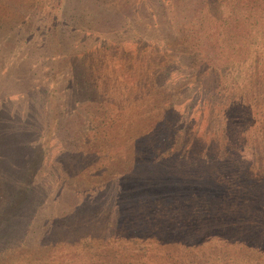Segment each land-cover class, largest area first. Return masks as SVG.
Masks as SVG:
<instances>
[{"label":"rangeland","instance_id":"rangeland-1","mask_svg":"<svg viewBox=\"0 0 264 264\" xmlns=\"http://www.w3.org/2000/svg\"><path fill=\"white\" fill-rule=\"evenodd\" d=\"M83 1L85 9L75 8L76 0H0V264H66L68 241L85 234L129 238L174 227L192 237L202 221L218 224L221 235L254 239L243 227L251 222L248 215L258 213L264 193L248 191L255 169L244 158L250 156L243 146L245 104L225 108V99L212 96L210 88L219 78L240 80L245 94L253 91L264 101V0H166L156 10L129 0L106 6L104 0ZM183 7L188 30L198 28L199 19L204 32H212L220 18L241 19L242 29L233 26L224 43L240 34L236 45L247 52L243 68L207 75L203 104L195 97L186 108L187 97H181L173 100L176 111L130 109L119 115L124 93L133 102L128 91L134 87L142 98L151 82L160 89L156 61L160 67L165 60L150 59L143 43L134 70L140 74L118 80L122 94L116 97L112 82L96 76L100 64L95 71L90 64L104 56L109 43L103 36L175 38L187 25ZM118 10L123 12L112 14ZM82 12L100 25L98 36L81 28ZM206 127L223 131L224 145L212 140L207 147L199 135L192 137ZM230 142L234 154L226 153Z\"/></svg>","mask_w":264,"mask_h":264},{"label":"trees","instance_id":"trees-1","mask_svg":"<svg viewBox=\"0 0 264 264\" xmlns=\"http://www.w3.org/2000/svg\"><path fill=\"white\" fill-rule=\"evenodd\" d=\"M166 0H129L125 3L129 5L140 4L141 6L145 4L147 7L152 9H158V4L163 5ZM120 0H104L103 6L108 5H118ZM167 3V2H166ZM218 3H221L218 1ZM242 4H248L247 1L241 2ZM257 2L255 1L254 4ZM81 4L82 9H85V2L83 0H76L77 5ZM153 5V6H151ZM248 6V5H247ZM161 7V6H160ZM136 10H138L136 8ZM183 11V12H182ZM186 9L180 11V16L187 25L180 31L176 37H181L182 45L179 44L178 38H170L168 35L159 36H149L148 34H142L137 37L133 35L131 37H126V33L123 35H116L113 39H106L103 36L102 40L109 43L105 46L103 51L104 56L101 61L93 62L90 64L93 70L96 71L97 78L104 77L106 82L111 81L114 85V89L117 90L116 97L121 92L118 91V85L116 82L126 83L132 75L140 73L134 71L138 64V59L142 56L143 50L141 45L146 44L145 50H148L150 59L157 55L164 59L165 63L160 64L157 62V72L159 74V88L155 89L153 83L151 82L145 93V98L138 95L137 89H132L130 92L133 95V102L127 99L126 93L124 97L126 99L125 104H121V108L117 107L118 113L127 111L130 112L134 110V113L138 114L144 109L160 108L163 112L176 111L173 108V100L181 97L186 98L185 107L188 105L192 106V101L195 97L202 101L206 99L209 86L207 85V78L210 73L213 76L220 75L223 70L229 69L230 71H235L237 69L243 68L244 60H246L245 51H243L242 43L241 46H237L236 43L239 41V33H234L233 37L229 38L228 42L227 35L233 26L236 29H242L241 19L236 23L226 20L225 18L219 19V25L212 32H204L202 26L203 21L199 19L198 28L190 26L192 29L188 30L189 24L186 15ZM122 10H118L116 13L120 15ZM83 13V12H82ZM178 19V11H176ZM84 15L87 16L86 12L83 13L82 21L80 22L81 28L89 29L99 35L96 30L100 25L92 24L88 19H85ZM56 18H60L55 16ZM88 17V16H87ZM175 17V16H174ZM120 18V16H119ZM171 18V17H170ZM205 20V19H204ZM175 21V20H174ZM119 26L123 21H119ZM125 23V22H124ZM126 24V23H125ZM79 26V23L77 24ZM153 24L151 27H154ZM177 26V24L175 25ZM194 29V30H193ZM193 30V31H192ZM184 31V32H183ZM135 35L136 32L134 31ZM160 34H162L160 32ZM192 34V41H187V38ZM217 34V40L214 39L212 35ZM142 38L144 41L142 42ZM211 38L213 40L211 41ZM115 39V40H114ZM204 40L205 42H201ZM140 42H142L140 44ZM106 43V44H107ZM112 43V44H111ZM129 43V46H125ZM209 48L213 50L212 54L209 52ZM145 56V55H143ZM95 63L100 64L96 68ZM114 67H118L116 71ZM150 72H153L151 70ZM160 69V70H159ZM134 71V72H133ZM152 77V76H151ZM217 77V76H216ZM153 78V77H152ZM222 78V77H221ZM96 79V78H95ZM97 81V80H96ZM217 86L210 88L213 91V95H220L225 99L224 103L221 104L225 108L231 107L232 110L236 109V103L243 102L244 112L246 116L245 121V132L243 133V146L245 150H249V154L252 157H244L250 163V168L255 169L254 176H249V192H259L264 193V122L259 121L261 115H264V108L258 107L259 104H264L259 102L255 98L253 91L246 93V90L242 89L243 81L234 79H216ZM241 82V83H240ZM97 84V83H96ZM94 84V85H96ZM221 85V87H219ZM255 87V91L259 88ZM113 89V90H114ZM248 94L256 99L255 103H251L247 98ZM160 98V99H159ZM173 98V99H172ZM159 99L160 105H156ZM205 102V101H204ZM203 104V101L200 103ZM117 105V103H115ZM127 106L129 107L127 109ZM247 106H254L257 108L255 112L245 110ZM237 108H239L237 106ZM254 108V109H255ZM261 109V112H260ZM229 110V109H227ZM224 111V108L222 109ZM179 113V111H177ZM122 117V116H120ZM123 118V117H122ZM217 122L220 124L222 120L216 117ZM154 121V120H152ZM179 122H184L185 119H177ZM187 121V120H186ZM128 123L130 122L127 121ZM125 118L121 121L120 125L125 124ZM151 124H155L152 122ZM256 125V126H255ZM255 126V128H251ZM185 132L186 126H181ZM197 133H193L192 137L199 135L202 142L207 147L210 146L212 140H218V142L224 145L225 138L223 136V131L218 133V130L206 127L204 131L196 130ZM240 133V131H238ZM238 146L239 142L236 143ZM231 142L226 149V153L231 149ZM244 156V155H240ZM220 159L222 157L220 156ZM254 166V168H253ZM249 168V167H248ZM240 178L238 179V181ZM255 209V208H254ZM252 209V210H254ZM257 214L248 215L251 222L243 227L245 234H249L250 237L254 239L249 240L246 237H234V236H224L218 232V224L215 222L205 224V221L196 225V235H192L195 239L190 237V233L184 229L180 231H186V233H178V231L173 229L160 233V237L155 234L154 229L147 230L152 235H144L140 237H122V236H109L107 233L93 235L85 234L83 235V240L77 241V239L71 242V250L67 245V259L66 264H264V198L261 202V206L258 208ZM217 221V219H216ZM214 226L213 229L208 227ZM199 228H202V233L199 232ZM191 232V231H190ZM178 234V235H177ZM181 235V236H180ZM186 235V236H185ZM76 237V236H75ZM81 237V236H79ZM78 239H81L79 238ZM190 237V238H189ZM67 242V243H68ZM32 264H37L33 261Z\"/></svg>","mask_w":264,"mask_h":264}]
</instances>
